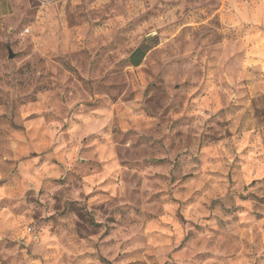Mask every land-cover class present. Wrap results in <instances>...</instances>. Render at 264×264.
<instances>
[{
  "label": "clouds",
  "instance_id": "clouds-1",
  "mask_svg": "<svg viewBox=\"0 0 264 264\" xmlns=\"http://www.w3.org/2000/svg\"><path fill=\"white\" fill-rule=\"evenodd\" d=\"M0 264H264V0H0Z\"/></svg>",
  "mask_w": 264,
  "mask_h": 264
}]
</instances>
